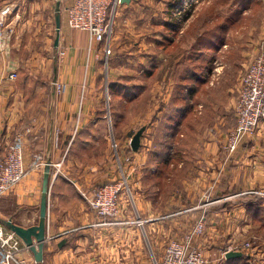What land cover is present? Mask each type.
Listing matches in <instances>:
<instances>
[{
    "label": "crops",
    "instance_id": "obj_1",
    "mask_svg": "<svg viewBox=\"0 0 264 264\" xmlns=\"http://www.w3.org/2000/svg\"><path fill=\"white\" fill-rule=\"evenodd\" d=\"M147 1L118 2L113 25L116 17L127 23L125 16ZM187 1L180 2L183 5ZM55 2L0 0V134L3 143L21 134L26 165L38 152L59 164L58 170L51 168L43 260L36 263L29 252L30 263L155 264L166 242L182 238L201 216L205 229L196 243L204 251L206 264H248L263 256L264 196L260 192H264V119L255 135L240 137L229 157L223 152V143L231 127L226 126V115L223 116L222 111L216 116L211 114L206 124L194 126L196 134L191 148L182 147L176 158L167 156L166 150L164 157L150 161L145 153L137 156L129 148L132 159L126 164V179L132 199L123 205H127L128 216L133 214L145 221L139 228L133 223H99L101 219L90 210L86 198L95 188L119 177L118 164L111 158L112 145L116 142L111 129L116 132V128L112 110L104 108L99 78L106 59L103 51L106 42H96L87 31L70 28L64 12L70 0H60V31L55 47ZM120 31L118 26L113 29L110 46L120 37L132 39V44L137 45L138 41L129 37L130 26L124 28L126 33ZM119 43L122 42L115 46ZM126 45L127 41H123V46ZM158 59L159 67H163L166 58ZM176 62L172 63L173 67ZM11 69H16L14 80L8 79ZM39 72L43 77L51 74L50 80L37 78ZM55 82L62 86L58 96L54 93ZM40 84L47 89L45 100L46 95L39 92L42 88L38 89ZM168 89L163 86L164 103L170 99ZM40 95L43 103H40ZM191 98L189 105L193 104ZM164 107L151 113L152 124L146 130L151 131L156 126L154 118L161 116ZM56 129L59 138L55 144ZM143 135L144 132L140 146H151L150 133L144 141ZM162 139L168 140V133ZM167 148H173V144ZM156 160H162L160 166L165 167L155 168L152 164ZM173 164L176 165L174 170H183L182 176L177 175L178 186H171L167 191L163 180ZM141 165L144 166L142 174L138 171ZM42 176L43 169L29 171L17 185L14 198L18 215L12 222L23 227L36 224ZM61 240L65 243L58 246ZM251 241L252 249L242 247L243 243ZM229 250L241 255L226 258Z\"/></svg>",
    "mask_w": 264,
    "mask_h": 264
},
{
    "label": "rangeland",
    "instance_id": "obj_2",
    "mask_svg": "<svg viewBox=\"0 0 264 264\" xmlns=\"http://www.w3.org/2000/svg\"><path fill=\"white\" fill-rule=\"evenodd\" d=\"M175 1L149 0L146 4L142 3L137 7V11L125 16L128 18L127 23L116 17L113 29L115 30L118 26L126 33L124 28L130 26L132 34L129 37L136 39L138 41L137 45L139 43L140 45L137 48L136 44H132V39L128 40L120 37L116 43L122 42V46L120 43L117 47L115 46L116 43L110 46L111 53L106 58L105 63L103 62V68L100 70L99 78L102 84L101 91L104 96V108L107 111L113 110L115 113L113 123L116 132L111 129L112 127L110 128L112 135L116 138V142H113L112 145L111 158L118 164L119 177L111 182L123 181L124 183L121 190L122 205L124 203L127 204L128 200L132 199L131 194L125 187V184L130 187L126 179V164L132 159L130 155L132 151L137 156H140V153L142 155L145 153L146 158H155L149 149L154 148L156 145L153 140H155L158 130L156 127L151 131L146 130L152 124L151 113L156 108H161L164 105H166V108H171L175 104H180V98L174 99L175 76L179 73L178 69L172 66L174 60L181 61L183 66L186 65L187 67L197 62V71L202 77L199 81L198 89L195 90V97L191 98L194 103L193 108L196 111L189 113L188 117L186 116L187 121L191 124L197 122L198 125L195 124L194 126H199L200 123L206 124L211 114L216 116L222 111L223 116L226 115V126L230 129V127L233 128L235 125L234 107L238 95L240 76L254 58H264V0H188L183 5L181 2L175 4ZM165 24H174V26L169 28L170 26ZM197 36L200 38L199 47H201L200 50L202 52L196 58L189 60V55L195 54L193 49H191V45ZM209 37L212 38L209 39ZM123 41H127L126 46H123ZM158 50L160 51L158 52ZM152 51L155 53L153 54ZM158 57H160L161 61L166 58L163 67L158 65ZM149 71L150 73L147 74L146 72ZM36 77L46 78L45 80L49 81L51 74L43 77L39 72ZM111 83L128 86L136 84L141 86V88L133 91V93L138 91V94H134L133 97V94L125 96L124 90L119 88L113 92V99H115L112 100L111 98L110 100L109 96L112 93L110 92L109 84ZM163 86L169 88L168 93L170 98L172 97V99L167 100V103L162 100ZM39 87L42 88L39 92L44 95L48 94L45 86L40 84L38 89ZM46 97L47 95L44 96V100ZM133 99L134 103H129ZM44 100L40 95V103H43ZM224 106L226 111H224ZM146 108L149 109L147 110ZM144 113H146L145 116ZM197 117L202 119H196ZM132 119H134L135 123H133ZM105 121H108L107 117ZM146 124L148 126H145ZM140 126L144 132L143 141L144 137H149L148 134L150 133L153 143L148 147L143 144L134 151L130 147L129 139L133 136H131L133 132L136 133L140 129ZM194 126L192 128H184L183 131L179 129L172 134L168 133V142L173 144V148L167 149V156H173L170 155L173 152L172 149L175 152L177 148L178 152H180L181 146H190L191 148L196 134ZM159 148L163 149L162 146ZM152 165L155 168L157 166L156 162ZM143 167L141 165L138 169L141 174L144 171ZM175 167V164L171 165L169 167L171 169L167 171L168 174L164 177L163 183L167 191H169L171 186L174 188L178 186L176 176L181 175L183 170L179 169V171H176L174 170ZM19 183L14 185L0 199V221L3 224L4 221L18 215V205L14 198V191ZM86 201L88 204V198H86ZM122 205L120 206L118 218L129 220L139 218L145 221L141 217L133 216V214L128 216L127 205H123L125 207ZM38 208L39 205L37 213ZM8 217L11 218L8 219ZM201 217L196 220L182 238L169 239L164 245L163 251L170 241L183 239L191 229H194ZM143 223L136 224L137 228L142 227ZM203 233L204 230L196 238L194 236L191 241L194 246L201 249L202 247L196 241ZM250 244V247L247 248L252 249V241ZM202 252L204 254L203 249ZM161 256L155 264H161ZM248 264H264V254Z\"/></svg>",
    "mask_w": 264,
    "mask_h": 264
},
{
    "label": "built area",
    "instance_id": "obj_3",
    "mask_svg": "<svg viewBox=\"0 0 264 264\" xmlns=\"http://www.w3.org/2000/svg\"><path fill=\"white\" fill-rule=\"evenodd\" d=\"M118 0H70L64 8L66 23L72 29L87 31L90 38L96 42L105 41V57L110 52L109 40L113 31L112 17ZM106 61V59H105ZM17 76L16 69H11L9 80ZM54 93H62L61 84L55 82ZM235 125L227 134L223 143V152L229 157L236 149L240 137L255 135L258 125L264 119V58H254L241 74L238 95L234 107ZM59 130H55L54 143L58 142ZM46 163V156L40 152L34 153L29 163H24L23 136L16 134L7 144L3 143L0 134V199L29 171L41 170ZM59 164L51 162V167L58 170ZM123 181L108 182L95 189L88 197V206L101 219L100 224L114 223L142 224L138 219H120L118 214L122 205L121 190ZM131 194L130 187L125 184ZM264 195V192H260ZM205 229L202 216L194 229L181 240L170 241L161 256V264H205L206 259L202 249L194 246L191 241ZM250 242L242 247H250ZM29 249L21 239L6 228L0 221V264H31Z\"/></svg>",
    "mask_w": 264,
    "mask_h": 264
},
{
    "label": "trees",
    "instance_id": "obj_4",
    "mask_svg": "<svg viewBox=\"0 0 264 264\" xmlns=\"http://www.w3.org/2000/svg\"><path fill=\"white\" fill-rule=\"evenodd\" d=\"M180 1L181 0H176L175 4H178ZM165 25L166 26L169 25L170 26L169 28H173V26H174V24H165ZM210 38H212V37H209V39ZM199 42H200V38L197 36V38L195 39V41L191 45V49H193V52L195 54L194 55L190 54L188 57L189 60H191L192 58H196L202 52V50H200L201 47H199ZM197 68H198L197 62L194 65L190 64L189 67H187L186 65L183 66L181 61L176 62L175 69H178L179 73H178V75L176 74V76H175L176 79H175V86H174L175 87L174 99L180 98L179 99L180 104H175L174 107H171V108H169V107L166 108V105H165V107L162 106L161 108L164 107V109L162 110L163 112H162L161 116L154 118L157 121L155 127L157 128L158 133H157L155 140H153L154 143H156V145L154 148L151 149V154L153 156H155V158L165 156L164 151H166L168 149L167 146L171 143V142H168V140L164 141L162 139L165 135H167V133H169V132L175 133L179 129L181 131H183L184 128L185 129L186 128H192L195 124H197V122L194 124L189 123L187 121L188 119L186 118V116L188 117L189 113H193V110L195 109V108H193L194 103L192 105L191 104L189 105V98L191 96L195 97L194 96L195 90L198 89L199 81L202 79V77L199 75V72L197 71ZM150 71L146 72V73L149 74ZM137 86L138 85H136V84L131 85V86L119 85V84H115V83L109 84L110 92L112 93L111 94L112 100L115 99V98L113 99V92H115L119 88H122V90H124L125 96H131V94H133L132 95V97H133L134 94H138V91H136L135 93H133V91L140 90V88H141V86H138V88H136ZM170 99H172V97ZM185 107H186V110H185ZM114 115H115V113L112 110V118L114 117ZM196 119L201 120L202 118L197 117ZM153 141H152V143H153ZM160 146H162L163 149L159 148ZM182 147L183 146H181L180 151H181ZM174 153L175 154H173V157L174 156L177 157L180 154V152H178L177 148L175 149ZM149 159H150V161H152L153 158H149ZM150 161H148V162H150ZM155 162L157 163V166H156L157 169L159 167H162V168L165 167V166H160V164H162V162H163L162 160L161 161L156 160Z\"/></svg>",
    "mask_w": 264,
    "mask_h": 264
},
{
    "label": "water",
    "instance_id": "obj_5",
    "mask_svg": "<svg viewBox=\"0 0 264 264\" xmlns=\"http://www.w3.org/2000/svg\"><path fill=\"white\" fill-rule=\"evenodd\" d=\"M132 0H118L119 4H129ZM55 38L54 46L58 45L59 31H60V0L55 2ZM143 128H140L130 139V147L132 150H137L140 146V138L142 136ZM51 176V161L47 158L46 163L43 167V176L41 183V193L40 202L38 208V220L36 224L28 227H23L12 222L11 219L4 221V225L15 233L25 246L28 247L29 251L33 255V259L36 263H40L43 260V246L45 242V232H46V213H47V199H48V189ZM65 243V240H61L58 246ZM241 255L238 251L229 250L226 252L225 257H236Z\"/></svg>",
    "mask_w": 264,
    "mask_h": 264
}]
</instances>
